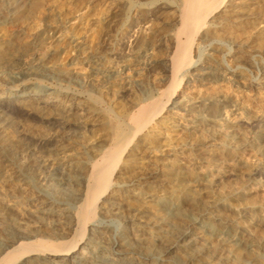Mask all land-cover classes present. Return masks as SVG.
<instances>
[{
	"label": "bare ground",
	"instance_id": "obj_1",
	"mask_svg": "<svg viewBox=\"0 0 264 264\" xmlns=\"http://www.w3.org/2000/svg\"><path fill=\"white\" fill-rule=\"evenodd\" d=\"M261 3L149 2L145 19L171 10L159 44L167 54L158 63L159 82L171 92L163 102L145 95L129 114L111 101V118L91 93L32 82L53 77L45 64L50 52L31 63L0 50V74L10 84L0 95V176L12 181L10 190L0 189V264H264V112L225 95L176 94L182 84H195L199 93L221 81L249 85L209 59L195 60L193 46L215 13L239 26ZM26 4L0 0V44L9 43L4 21ZM48 38L65 39L73 60L98 72L96 55L79 37L54 29ZM24 39L32 55L42 45ZM126 39L122 33L120 51L111 53L119 70L103 75L102 94L121 97L132 86L127 76L153 65L123 60L133 40ZM256 55L239 41L229 56L237 66ZM258 73L264 89V63Z\"/></svg>",
	"mask_w": 264,
	"mask_h": 264
},
{
	"label": "rangeland",
	"instance_id": "obj_2",
	"mask_svg": "<svg viewBox=\"0 0 264 264\" xmlns=\"http://www.w3.org/2000/svg\"><path fill=\"white\" fill-rule=\"evenodd\" d=\"M118 1L127 2L128 9H120L116 4ZM151 1L153 0H27L23 10L4 21L3 28L9 37V43L0 44V50L6 56H25L31 63L50 52L45 58V64L52 71L53 77L44 81L31 79L32 82L70 90L84 97L91 93L92 98L97 99L98 109L103 112H107L108 104L116 100L120 107L129 109V114L135 109L132 104L145 98V95L152 100L163 102L171 92L170 88L159 82L161 71L158 64L167 54V50L159 44L170 30L165 23L171 18V10H166L159 18L145 19L142 8L147 7ZM246 14L245 23L238 26L233 18L226 17L220 11L215 13L207 20V23H211V26L205 29L207 35L196 37L193 49L194 59L198 62L209 59L220 71L239 75L249 85L245 88L242 85L236 87L221 81L208 85L206 91L201 88L199 93L200 88L195 84H182L176 89L177 96H194L206 92L225 95L251 111L264 112V89L258 87V69L264 63V4L247 9ZM54 29L67 36L79 37L82 45L96 55L93 65L98 70L96 74L90 73L89 65L73 60L74 48L65 39L53 41L48 38L49 32ZM122 33H126L128 41L133 38L130 47L122 50L123 60L129 62L136 58L153 65L127 76L132 86L121 97L113 90L107 95L102 94L108 87L103 75L119 70L120 59H113L111 56L113 52L120 51L118 38ZM24 38L42 42L35 54L30 53L31 46ZM239 41L246 42L257 55L248 61L244 58L236 66L231 62L229 55L234 43ZM242 55L245 56V53ZM74 78L79 80V84H75ZM9 85L8 76L1 73L0 95L9 93ZM96 88L98 94L94 91ZM142 104L144 102H140V105ZM107 115L112 117L109 111ZM12 119L17 121L22 120V117L12 116ZM238 119L235 115L229 117L231 122ZM125 120L126 116L123 115L120 121ZM10 186L12 181H4L0 176V189L7 191ZM105 221L110 223L112 220L107 218Z\"/></svg>",
	"mask_w": 264,
	"mask_h": 264
}]
</instances>
